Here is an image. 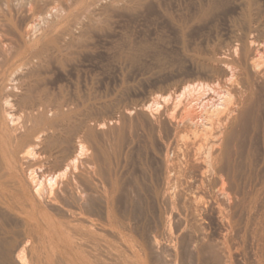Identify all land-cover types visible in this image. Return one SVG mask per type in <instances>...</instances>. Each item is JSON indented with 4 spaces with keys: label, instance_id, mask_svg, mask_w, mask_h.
<instances>
[{
    "label": "bare ground",
    "instance_id": "1",
    "mask_svg": "<svg viewBox=\"0 0 264 264\" xmlns=\"http://www.w3.org/2000/svg\"><path fill=\"white\" fill-rule=\"evenodd\" d=\"M142 1L126 0L128 7ZM251 2L241 11L245 33L207 65L223 86L183 104L179 97L164 112L174 138L182 134L156 155L148 223L138 222L132 201L117 214L111 160L120 128L105 130L91 108L39 87L50 51L56 59L80 36L66 31L57 43L48 32L25 58L0 63V264H264V24ZM148 109L137 124L158 125Z\"/></svg>",
    "mask_w": 264,
    "mask_h": 264
},
{
    "label": "rangeland",
    "instance_id": "2",
    "mask_svg": "<svg viewBox=\"0 0 264 264\" xmlns=\"http://www.w3.org/2000/svg\"><path fill=\"white\" fill-rule=\"evenodd\" d=\"M8 1L0 0V37L4 40L0 63L25 58L27 48L48 39V32L58 39L57 43L73 34L80 36L77 45L59 53L58 58L52 56H57L55 48L50 51L48 68L40 71L39 87L63 93L72 106L75 103L82 109L91 108L92 118L104 123L105 130L120 128V156L111 158L119 183L114 195L117 214L120 217L132 201L140 216L138 222H150L155 217L151 188L158 177L156 155L165 152L162 143L170 145L182 134L178 132L174 138L164 114L179 97L183 104L197 94L223 86L224 77L210 72L207 65L214 63L216 50L225 51L235 35L245 33L241 11L247 8V0H217L218 6L215 2L209 6V0H143L133 7H128L126 0ZM205 4L211 8H205L208 10L202 15ZM250 7L253 18L257 16L264 24V0H252ZM232 95L228 107L235 103L236 96ZM146 108L155 109L160 126H152L145 119L143 124H137L143 119L139 110ZM126 111L129 117L124 116ZM168 152L169 157H174L171 148Z\"/></svg>",
    "mask_w": 264,
    "mask_h": 264
}]
</instances>
